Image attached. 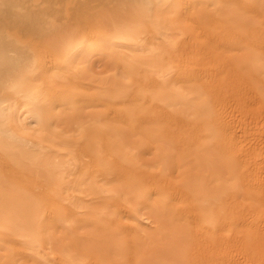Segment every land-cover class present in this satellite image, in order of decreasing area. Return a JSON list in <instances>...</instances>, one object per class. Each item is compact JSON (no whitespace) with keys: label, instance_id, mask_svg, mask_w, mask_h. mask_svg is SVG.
<instances>
[{"label":"rangeland","instance_id":"1","mask_svg":"<svg viewBox=\"0 0 264 264\" xmlns=\"http://www.w3.org/2000/svg\"><path fill=\"white\" fill-rule=\"evenodd\" d=\"M11 1L0 264H264V73L229 71L231 55L264 65L252 0Z\"/></svg>","mask_w":264,"mask_h":264},{"label":"bare ground","instance_id":"2","mask_svg":"<svg viewBox=\"0 0 264 264\" xmlns=\"http://www.w3.org/2000/svg\"><path fill=\"white\" fill-rule=\"evenodd\" d=\"M3 1V0H2ZM8 1H11V0H8ZM7 0H5V2H8ZM13 1V0H12ZM11 1V3L9 2V4H13L14 2H12ZM260 0H252L251 1V3H252V5L254 6V8H256V12H263V14H264V0L263 1H260ZM58 2V1H57ZM7 4V3H6ZM14 5V4H13ZM73 5V4H72ZM71 6V5H70ZM69 6V7H70ZM74 6V5H73ZM69 7H67V9H69V10H74V9H76V8H73L72 6H71V8H69ZM61 10H63L62 8H61ZM201 10V9H200ZM203 11H204V9H202ZM65 11V10H64ZM72 11H69L68 13V16L70 17H74V16H78L77 15V12H72ZM78 11V10H77ZM79 12V11H78ZM258 12V13H259ZM61 13V12H60ZM76 13V14H75ZM206 13V12H205ZM8 15H9V13H8ZM10 16V15H9ZM67 16V17H68ZM241 16V15H240ZM263 17H264V15H262ZM3 16L2 15H0V24H1V22L2 21H4V20H2L3 18H2ZM61 17V16H60ZM236 17V16H235ZM234 17V18H235ZM2 18V19H1ZM115 18V17H114ZM237 18V17H236ZM238 18H240L239 16H238ZM5 19V18H4ZM8 19V18H7ZM2 20V21H1ZM28 23H29V21H27ZM3 23V22H2ZM22 23V22H21ZM25 24H26V21L24 22ZM27 23V24H28ZM30 24V23H29ZM37 24V23H36ZM31 25V24H30ZM34 25V24H33ZM85 25H90V24H85ZM27 26H29V25H27ZM91 26V25H90ZM83 27H84V25H83ZM86 27V26H85ZM89 27V26H88ZM87 27V28H88ZM92 27V26H91ZM1 28V27H0ZM35 29L37 28V27H34ZM29 29H31V26H30V28ZM57 30V29H56ZM35 31V33H36V30H34ZM39 31V30H38ZM33 32V31H32ZM215 38H216V36H215ZM3 39V38H2ZM31 39V38H30ZM208 40H210V39H207V41ZM1 41V40H0ZM3 42H4V40H2ZM2 41H1V43H2ZM206 41V40H205ZM212 41V40H211ZM30 42V41H29ZM249 42V41H248ZM0 43V44H1ZM262 43V42H261ZM252 44H253V42H252ZM209 45V44H208ZM248 45V44H247ZM255 45V44H254ZM3 46H4V44H3ZM37 46V45H36ZM55 46V45H54ZM211 46V45H210ZM251 46H253V45H251ZM258 46H260V45H258ZM218 47V46H217ZM4 48V47H3ZM3 48H1L0 47V63L1 62H3V64L5 63V62H7L8 63V61H7V57H6V53H5V48L3 49ZM261 48V47H260ZM54 50H56L55 48H54ZM50 51V50H49ZM211 52V51H210ZM210 52H209V54H210ZM13 53V52H12ZM249 54V53H248ZM248 54H246V56H244L243 58L241 57V59L240 58H238V57H234V56H230L229 57V61L231 62H229L228 61V59H227V61L229 62V65L231 66V70H229V71H231L232 72V75L235 77V75L236 76H240V79H242V78H244V80L245 79H247L246 77H245V75L246 74H257V73H264V65H261V62L260 63H257V61H255L256 59H254V63L251 61V60H249V56L250 55H248ZM256 54V53H255ZM220 55H222L221 53H220ZM253 55V54H252ZM253 56H255V58H256V55H253ZM6 57V58H5ZM220 57V56H219ZM264 57V56H263ZM257 58H258V56H257ZM220 59V58H219ZM261 59H263V58H261ZM260 60V59H259ZM20 61V60H19ZM2 64V63H1ZM263 64V63H262ZM2 66V65H1ZM7 66V64L5 63V67L3 66V67H0V76H2L1 74H5V75H7L8 76V74L6 73V72H8V71H6L7 70V68L9 69V71H10V68L12 67H6ZM8 66H10V65H8ZM15 66V65H14ZM4 68V69H3ZM5 68H6V70H5ZM13 68V67H12ZM11 68V69H12ZM222 68V67H221ZM229 69V68H228ZM13 70V69H12ZM11 70V71H12ZM6 71V72H5ZM10 71V72H11ZM228 72V71H227ZM209 74V73H208ZM231 75V74H230ZM231 75V76H232ZM212 76V75H211ZM241 76H242V78H241ZM244 76V77H243ZM201 77V76H200ZM4 80L7 82V80H6V77L4 76ZM191 78H193L192 76H191ZM228 78H229V76H228ZM232 78V77H231ZM236 78V77H235ZM262 78V77H261ZM0 79H2V77L0 78ZM7 79H9V77H7ZM195 79V78H194ZM203 79H205V78H203ZM211 79H212V77H211ZM4 80H2V81H0V83H1V85L0 86H2V83H3V86L2 87H4V85H5V81ZM10 80H12L11 78L9 79V81ZM216 80V79H215ZM207 81H209V80H207ZM213 82V81H212ZM228 82V81H227ZM242 82V81H241ZM8 84V83H7ZM215 84V83H214ZM213 84V85H214ZM229 84H230V82H229ZM236 84V83H235ZM242 84V83H241ZM197 85V84H196ZM193 86V85H192ZM195 86V85H194ZM199 86V85H198ZM197 86V87H198ZM207 86H208V83H207ZM221 86V85H220ZM242 86V85H241ZM244 86V85H243ZM242 86V87H243ZM230 87V86H229ZM194 88V87H193ZM232 88V87H231ZM2 89V88H1ZM196 89V88H195ZM236 89V88H235ZM239 90H240V87H239ZM238 92V91H237ZM240 92H242V91H240ZM203 93V92H202ZM243 93V92H242ZM213 94V93H212ZM234 94V93H233ZM220 95V94H219ZM241 95V94H240ZM243 95V94H242ZM258 96V95H257ZM256 97V96H255ZM218 98V97H217ZM224 98V97H223ZM229 98V97H228ZM258 98V97H257ZM264 98V97H263ZM222 100V99H221ZM237 100V99H236ZM259 100V99H258ZM257 100V101H258ZM226 101V100H225ZM218 106V105H217ZM228 107V106H227ZM207 114V113H206ZM126 117V116H125ZM126 120H128V119H126ZM144 120V119H143ZM218 120V119H217ZM206 122V121H205ZM124 124V123H123ZM220 124V123H219ZM126 125V124H125ZM127 127H128V125H127ZM199 129V128H198ZM220 129H222V128H220ZM11 130V129H10ZM146 131V130H145ZM150 131H152V130H150ZM1 132V131H0ZM155 133V132H154ZM178 133V132H177ZM147 135V134H146ZM177 135V134H176ZM222 135V134H221ZM131 136H132V134H131ZM160 136V135H159ZM10 137V136H9ZM113 137V136H112ZM4 138V137H3ZM17 138H18V136H17ZM121 139V138H120ZM119 140V139H118ZM130 140V139H129ZM139 140V139H138ZM182 140V139H181ZM120 141V140H119ZM127 141V140H126ZM168 141V140H167ZM114 142H116V141H114ZM128 142V141H127ZM139 142V141H138ZM141 142V141H140ZM164 142V141H163ZM112 143V142H111ZM120 143V142H119ZM118 143V144H119ZM128 143H130V142H128ZM152 143V142H151ZM162 143V142H161ZM166 143V142H165ZM142 144V143H141ZM144 144V143H143ZM166 144H169L168 142L166 143ZM104 145V144H103ZM107 145V144H106ZM139 145V144H138ZM226 145V144H225ZM105 146V145H104ZM119 146V145H118ZM125 146V145H124ZM207 147H208V145H206ZM218 147H219V145H217ZM1 147V146H0ZM6 148V147H5ZM127 148V147H126ZM167 148V147H166ZM173 148V147H172ZM205 148V147H204ZM209 148H210V146H209ZM104 149H105V147H104ZM129 149V148H128ZM174 149V148H173ZM206 150H209V149H207V148H205ZM5 150V149H4ZM212 150V149H211ZM84 151V150H83ZM105 151H107L106 149H105ZM196 151V150H195ZM95 152V151H94ZM217 153V152H216ZM99 154V153H98ZM135 155V154H134ZM137 156V155H136ZM182 156V155H181ZM186 156H188V155H186ZM189 156H190V154H189ZM219 156V155H218ZM217 156V154H213L212 153V159H211V161H212V164H211V166L212 167H210L211 168V172H213V174L214 175H218L219 173H223L224 174V172L226 171V169H227V164L225 163V160L226 159H224V161H223V159H220L219 157ZM225 156V155H224ZM134 157V156H133ZM191 157H193L192 155H191ZM116 158V157H115ZM140 158V157H139ZM188 158V157H187ZM225 158V157H224ZM155 159V158H154ZM182 159V158H181ZM189 159L190 158H188V161H189ZM101 160V159H100ZM103 160V159H102ZM116 160V159H115ZM95 161V160H94ZM104 161V160H103ZM102 161V162H103ZM226 161H228V160H226ZM92 162H93V160H92ZM101 162V163H102ZM116 162V161H115ZM155 162V161H154ZM158 162V161H157ZM167 162V161H166ZM195 162V161H194ZM95 163V162H94ZM93 163V164H94ZM100 163V162H99ZM117 163V162H116ZM146 163V162H145ZM145 163H143V164H145ZM179 163V162H178ZM181 163V162H180ZM189 163H191L190 161H189ZM193 163V162H192ZM232 163V162H231ZM102 165V164H101ZM105 164H103V166H104ZM163 165V164H162ZM165 165V164H164ZM189 165V164H188ZM231 165V164H230ZM229 165V167H231ZM118 166V165H117ZM167 166H168V164H167ZM166 166V167H167ZM180 166V165H179ZM235 167V166H234ZM96 168V167H95ZM176 168H177V166H176ZM168 169V168H167ZM166 170V169H165ZM169 170V169H168ZM167 170V171H168ZM228 170H229V168H228ZM111 172V171H110ZM170 173V172H169ZM226 173V172H225ZM113 174V173H112ZM123 174V173H122ZM222 174V175H223ZM177 175V174H176ZM221 175V174H220ZM210 177V176H209ZM187 178V177H186ZM147 179V178H146ZM187 180V179H186ZM188 180H190V179H188ZM187 180V181H188ZM121 181H123V180H121ZM167 181H168V179H167ZM167 181H166V183L165 184H167ZM89 182V181H88ZM162 182V181H161ZM51 183V182H50ZM122 183H125L124 181L122 182ZM183 183V182H182ZM115 184H117V183H115ZM119 184H120V182H119ZM118 184V185H119ZM132 184V183H131ZM132 186V185H131ZM121 187V186H120ZM124 187H126V186H124ZM124 187H123V189H124ZM133 187H134V185H133ZM136 187V186H135ZM140 187V186H139ZM212 187V189H214L215 191H217L218 193H221L222 192V190H223V188H222V186H211ZM114 188V187H113ZM116 188V187H115ZM122 188V187H121ZM188 188V187H187ZM190 188V187H189ZM116 189H118L119 190V188H116ZM116 189H115V191H116ZM127 189V188H126ZM154 189H155V187H154ZM130 190V189H129ZM213 190V191H214ZM153 191V190H152ZM118 192V191H117ZM116 192V193H117ZM123 193H124V191H122ZM155 192V191H154ZM122 193V194H123ZM125 196H123L122 198L124 199L125 197H126V194H124ZM132 195V194H131ZM135 196V195H134ZM237 196V195H236ZM179 197V196H178ZM137 198H138V196H137ZM136 198V199H137ZM143 198V197H142ZM141 198V199H142ZM131 199V198H130ZM129 199V200H130ZM135 199V198H134ZM133 199V200H134ZM256 199V198H255ZM104 200V199H103ZM125 200H126V198H125ZM154 200V199H153ZM257 200V199H256ZM256 200H254V201H256ZM137 201V200H136ZM138 201H139V199H138ZM144 201V200H143ZM129 202H131V201H128V203ZM134 202V201H133ZM154 202V201H153ZM152 202V203H153ZM157 202V201H156ZM151 203V202H150ZM158 203V202H157ZM131 204V203H130ZM133 204V203H132ZM133 206V205H132ZM126 209V208H125ZM162 210V209H161ZM156 211V210H155ZM160 211V210H159ZM158 211V212H159ZM157 212V211H156ZM163 212V210L160 212V214H159V216L161 215V214H163L162 216H163V218H162V220L160 221L159 219H158V222L159 223H162V225H163V227L165 228V229H167V231H170V232H172L175 236L177 235V241H178V238H179V242L181 243V244H184L186 241H187V237L188 236H186L185 235V233L183 232V231H181L179 228L180 227H178L179 225H175L174 224V222L172 223L169 219H168V217H167V212L166 213H162ZM184 212V211H183ZM169 213V212H168ZM189 213H190V211H189ZM170 214H172V213H170ZM169 214V215H170ZM157 216V215H156ZM156 216H155V220L154 221H157V219H156ZM190 216V215H189ZM154 217V216H153ZM170 219H172L171 218V215H170ZM176 219V218H175ZM194 219V218H193ZM181 222V221H180ZM177 224V223H176ZM196 224V223H195ZM194 225V224H193ZM183 227V226H182ZM195 228V227H194ZM131 229V228H130ZM185 229H186V227H185ZM218 230V229H217ZM186 232H187V230H186ZM189 232V231H188ZM196 234V233H195ZM104 235V234H103ZM188 235V234H187ZM232 235V234H231ZM115 237V236H114ZM113 237V238H114ZM174 237V236H173ZM111 238V237H110ZM100 239V238H99ZM200 239V238H199ZM226 239V238H225ZM96 240V239H95ZM170 240H173V239H170ZM201 240V239H200ZM206 240V239H205ZM222 240V239H221ZM102 241V240H101ZM100 241V242H101ZM222 241H224V240H222ZM221 241V242H222ZM72 243H73V241H72ZM113 243V242H112ZM168 243V242H167ZM173 243V242H172ZM204 243V242H203ZM227 243V242H226ZM103 244V243H102ZM169 244V243H168ZM176 244V243H175ZM186 244H188L189 245V243H186ZM193 244V243H192ZM192 244L190 243V246L192 247V249L194 250V248H193V246H192ZM205 244V243H204ZM207 244V243H206ZM225 244V243H224ZM179 245V244H178ZM226 245V244H225ZM70 246H72V244L70 245ZM207 246V245H206ZM211 246V245H210ZM210 246L208 247V248H210ZM74 248H75V246H73ZM166 245L165 246H162V248H161V251H162V254L164 255V256H166V257H168V256H171L172 255V253L171 252H169V251H165L164 249H166ZM178 247V246H177ZM191 247L190 248H188L187 250L188 251H186V253L187 254H191V252H192V250H191ZM200 247V246H199ZM110 248V247H109ZM113 248V247H112ZM112 248H111V250H112ZM164 248V249H163ZM186 248V247H185ZM208 248H207V250H208ZM81 249H83V248H81ZM103 249V248H102ZM114 249V248H113ZM180 249H181V247H180ZM77 250V249H76ZM185 250V249H184ZM195 250L197 251V247L195 248ZM210 250H211V248H210ZM209 250V251H210ZM78 251V250H77ZM76 251V252H77ZM114 251V250H113ZM116 251V250H115ZM199 251H201V249L199 250ZM203 251V250H202ZM202 251L200 252V253H202ZM204 251H205V248H204ZM81 252V251H80ZM80 252H78V254L80 253ZM85 252V251H84ZM100 252V251H99ZM109 251H107L106 253H108ZM82 253V252H81ZM74 254V253H73ZM93 254V253H92ZM104 254V253H103ZM161 254V255H162ZM180 254H183V251H182V253H180ZM83 255V254H82ZM107 256H108V254H106ZM114 255H116L115 253H114ZM122 255V254H121ZM200 255V254H199ZM75 256V255H74ZM83 256H86L85 254L83 255ZM89 256V255H88ZM87 256V257H88ZM100 256V255H99ZM103 256V255H102ZM117 256V255H116ZM173 256V255H172ZM178 256V255H177ZM101 257V256H100ZM145 257V256H144ZM197 257V256H196ZM73 258V257H72ZM130 258V257H129ZM136 258V257H135ZM176 258H180L179 256L178 257H176ZM71 259V258H70ZM75 259V258H74ZM131 259H132V257H131ZM71 260H73V259H71ZM116 260H119V259H116ZM116 260H114L113 262H115ZM145 260V259H144ZM167 260V259H166ZM165 260V261H166ZM175 260H177V259H175ZM185 261H187V259H184ZM179 262H181L180 260H178ZM218 262V261H217ZM175 263V262H174ZM145 264V263H144ZM147 264V263H146ZM165 264V263H164ZM170 264V263H169ZM183 264V263H182ZM211 264H212V262H211Z\"/></svg>","mask_w":264,"mask_h":264}]
</instances>
